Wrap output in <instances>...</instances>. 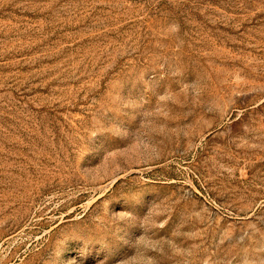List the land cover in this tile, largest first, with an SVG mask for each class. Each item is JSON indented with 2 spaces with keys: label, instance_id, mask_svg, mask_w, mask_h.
<instances>
[{
  "label": "rangeland",
  "instance_id": "1",
  "mask_svg": "<svg viewBox=\"0 0 264 264\" xmlns=\"http://www.w3.org/2000/svg\"><path fill=\"white\" fill-rule=\"evenodd\" d=\"M140 225L158 264H264V0H0V264Z\"/></svg>",
  "mask_w": 264,
  "mask_h": 264
},
{
  "label": "clouds",
  "instance_id": "2",
  "mask_svg": "<svg viewBox=\"0 0 264 264\" xmlns=\"http://www.w3.org/2000/svg\"><path fill=\"white\" fill-rule=\"evenodd\" d=\"M169 30L172 33H178L180 26L178 23H172L169 26ZM163 96H170L167 91L157 97L159 99ZM144 124V119L140 125ZM155 151V149H153ZM143 229L141 235L136 237L130 242V247L133 249V253L130 256H126L124 259L117 262V264H158L156 257L152 255L154 252H162V246L159 240L147 234L143 225H140ZM167 247L173 255H183L187 251L179 247L175 240L167 239Z\"/></svg>",
  "mask_w": 264,
  "mask_h": 264
}]
</instances>
